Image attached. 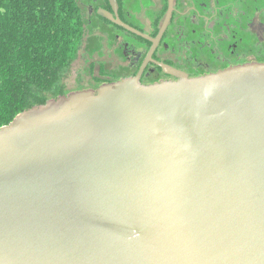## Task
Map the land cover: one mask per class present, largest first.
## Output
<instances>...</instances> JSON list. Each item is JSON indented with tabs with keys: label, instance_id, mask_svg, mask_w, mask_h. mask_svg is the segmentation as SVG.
<instances>
[{
	"label": "water",
	"instance_id": "obj_1",
	"mask_svg": "<svg viewBox=\"0 0 264 264\" xmlns=\"http://www.w3.org/2000/svg\"><path fill=\"white\" fill-rule=\"evenodd\" d=\"M0 264H264V64L124 79L0 127Z\"/></svg>",
	"mask_w": 264,
	"mask_h": 264
},
{
	"label": "flooded vegetation",
	"instance_id": "obj_2",
	"mask_svg": "<svg viewBox=\"0 0 264 264\" xmlns=\"http://www.w3.org/2000/svg\"><path fill=\"white\" fill-rule=\"evenodd\" d=\"M78 2L98 35L85 39L80 50L77 91L96 92L124 79L154 85L264 64V0Z\"/></svg>",
	"mask_w": 264,
	"mask_h": 264
},
{
	"label": "trees",
	"instance_id": "obj_3",
	"mask_svg": "<svg viewBox=\"0 0 264 264\" xmlns=\"http://www.w3.org/2000/svg\"><path fill=\"white\" fill-rule=\"evenodd\" d=\"M85 37L78 0H0V127L65 95Z\"/></svg>",
	"mask_w": 264,
	"mask_h": 264
},
{
	"label": "rangeland",
	"instance_id": "obj_4",
	"mask_svg": "<svg viewBox=\"0 0 264 264\" xmlns=\"http://www.w3.org/2000/svg\"><path fill=\"white\" fill-rule=\"evenodd\" d=\"M80 2H81V0H80ZM95 28L97 29V27H95V26L89 25L88 23L86 24V37H85V39H88L89 37L95 38V36L98 35V33L95 32ZM79 54H81V53H79ZM81 70H82L81 60L78 58V60L77 59L75 60L71 69L67 72V74L64 77L63 82L66 86V92L72 93V92L77 91L78 87L73 86V84H74V81H75L76 77L78 76V74H80L79 72Z\"/></svg>",
	"mask_w": 264,
	"mask_h": 264
}]
</instances>
